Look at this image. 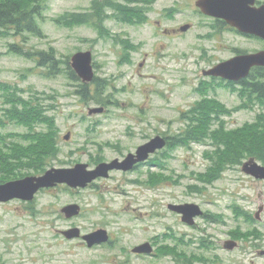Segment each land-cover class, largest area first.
Returning a JSON list of instances; mask_svg holds the SVG:
<instances>
[{
	"label": "rangeland",
	"instance_id": "1",
	"mask_svg": "<svg viewBox=\"0 0 264 264\" xmlns=\"http://www.w3.org/2000/svg\"><path fill=\"white\" fill-rule=\"evenodd\" d=\"M92 1L45 0L47 9L40 21L45 38L26 35L28 39L23 47L33 50L53 47L58 58L90 51L95 68H101L97 70L99 75L125 71L126 80L117 83L118 87L125 86L124 93L114 96L121 106L110 108L111 118L106 117V105L101 106V114L89 115L88 110L98 105L74 94L76 83L65 74L45 77L46 69L36 68L34 62L8 53L7 44H22L23 37L0 38V117L6 107L1 86H16L23 90L20 96L24 99L36 95L50 107L47 114L55 117L60 138L69 133L67 141L61 138L58 158L48 169L88 163L97 157L108 160L117 151L124 154L115 148L97 152L93 143L103 142L102 146L106 140L114 142L130 125L135 124L134 127L150 134H175L182 127L178 114L200 100L202 94L196 88L210 81L202 71L208 69L204 67L211 65L212 58L228 57L233 46L247 51L264 48L261 40L231 33L205 41L203 37L209 31L210 21L194 16L195 0H148L151 9L145 22L131 25L106 19L111 37L102 39L91 27L64 28L51 21L65 12H83ZM260 1L264 4V0ZM185 21L191 24L190 31L181 37L164 38L162 29ZM119 39L125 40L131 49L125 52ZM203 49L212 56L209 61L201 60ZM137 50L138 53L132 52ZM143 53L156 57H150L148 66L139 68ZM29 68L33 71L28 72ZM212 89L213 92L206 91L208 97L229 109L241 102L227 87ZM263 110L255 105L252 109L220 116L224 129L229 131L246 122L253 123L258 114L264 116ZM140 112L144 113L142 117L138 116ZM221 122H212L211 133ZM4 130L22 132L24 128L8 124ZM137 143V139L123 140L119 148ZM219 148L221 145L214 146L212 140L192 141L186 147L160 152V165L153 171L156 177L152 179L151 171L143 169L122 177L113 174L112 179L98 183L97 188L65 190L60 185L42 190L31 202L32 208L17 200L0 204V264H264V257L259 256L264 250V180L242 172V164L249 159L264 164L244 154L213 182L200 181V173L210 167L204 153L217 150L215 159H219ZM130 176L137 177V182L131 183ZM186 203L200 205L207 218H198L196 224L186 226L167 209L168 204ZM69 204L78 205L80 213L66 219L60 210ZM259 207L262 209L256 219L254 214ZM72 225L81 234L105 229L113 243L89 248L81 239L67 240L60 232L73 228ZM151 237H156L158 251L170 247L171 253L185 256V261L176 260L173 255L137 257L131 253L133 246ZM225 240L236 241L238 247L233 251L223 250Z\"/></svg>",
	"mask_w": 264,
	"mask_h": 264
},
{
	"label": "trees",
	"instance_id": "2",
	"mask_svg": "<svg viewBox=\"0 0 264 264\" xmlns=\"http://www.w3.org/2000/svg\"><path fill=\"white\" fill-rule=\"evenodd\" d=\"M148 0H93L91 6L83 12H65L51 19L55 25L64 28L76 26H88L97 31L99 38L111 37L106 28V19H114L125 24H142L145 22L151 9ZM47 9L45 0H0V38L23 37L22 44H7L8 53L24 57L35 63L36 68L46 69L45 77L56 76L64 73L71 81H78L77 76L69 66V57L58 58L56 50L49 47L46 50L25 49L23 45L27 41L26 35L35 38H45L40 21ZM118 43L127 52L131 49L125 40L119 39ZM28 72L33 71L29 68ZM212 80L216 81L215 78ZM224 85L202 82L200 88H196L202 94L200 100L188 110L195 113V118L188 120L187 128L173 135H168L166 148L161 153L168 152L171 147H186L192 141L207 142L212 140L214 146L219 148V159H215L216 152L204 153L208 158L210 167L204 173H200V181L211 183L221 173L230 168L248 154L264 164V116L258 114L253 123L246 122L233 130H225L223 118L220 114H231L242 109H252L259 105L264 109V68L255 67L249 75L237 83L224 82ZM227 87L235 92L240 104L229 109L215 98H209L206 92L211 87ZM4 90V105L0 117V183L19 179L27 175L42 174L53 160L58 158L60 148L59 131L53 115L47 114L49 106L42 103L38 96L24 99L20 96L21 90L16 86L2 85ZM76 94L82 100L96 105L104 106L102 99L103 84L97 82L95 91L91 95L87 91V84H78ZM204 91L203 93H201ZM264 111V110H263ZM213 121L221 122V125L211 133ZM8 124H14L24 128L22 132L6 131ZM238 160V161H237ZM160 165V163H159ZM165 181V180H164ZM67 190V188H65ZM201 190L198 189V192ZM32 208L33 203L27 204ZM171 239L173 236L170 234ZM172 248L160 249L158 256L173 255L174 259L185 261V256L171 253Z\"/></svg>",
	"mask_w": 264,
	"mask_h": 264
},
{
	"label": "water",
	"instance_id": "3",
	"mask_svg": "<svg viewBox=\"0 0 264 264\" xmlns=\"http://www.w3.org/2000/svg\"><path fill=\"white\" fill-rule=\"evenodd\" d=\"M255 3L256 0H196L195 6L205 16L222 20L239 33L264 41V5L256 7ZM188 27L187 25L181 27V31H186ZM70 67L83 82L91 81L93 78L91 52L73 54L70 58ZM255 67L264 68V49L217 63L204 70L202 75L237 83L246 78ZM102 111L103 108H93L89 110V114ZM64 139L68 140V135H65ZM165 145L166 140L157 136L138 147L135 154H129L123 160L114 159L108 163L103 162L93 169H89L86 163H77L65 168L53 167L39 176H26L2 183L0 184V202L13 199L31 202L40 190L51 189L58 185H66L70 189H84L97 178L108 177L110 171H130L135 164L146 161L150 154L161 150ZM242 172L257 180H264V166L252 159L242 165ZM168 209L181 215V221L189 226L194 225V218L202 214L195 204H169ZM60 211L65 218L70 219L79 215L80 207L69 204ZM60 233L68 240L81 237L89 248L105 244L109 239L105 229H97L82 236L78 228H71ZM236 247L238 245L235 241L227 240L223 243V248L228 251ZM131 252L138 255H150L153 249L148 242H145L135 246ZM259 256H264V250L259 252Z\"/></svg>",
	"mask_w": 264,
	"mask_h": 264
},
{
	"label": "flooded vegetation",
	"instance_id": "4",
	"mask_svg": "<svg viewBox=\"0 0 264 264\" xmlns=\"http://www.w3.org/2000/svg\"><path fill=\"white\" fill-rule=\"evenodd\" d=\"M195 2H196V0L194 1V6H195ZM262 4H263L262 1L256 0V6L257 7H259ZM192 11H193L194 16L200 17V18H203V19H206V20L210 21L209 25L207 26L209 31H207L205 33L204 37H203L205 39V41H208L210 39H213L214 37H218V36H220L222 34H226V33H231V34H234L235 36H242L244 38H254V37H251V36H246L244 34L242 35V34L238 33L235 29L229 27L222 20L214 19V18L205 16L204 14H202L200 12V10L196 6H195V9H193ZM176 12L181 13L182 11L178 10ZM186 15L189 16L188 14H186ZM185 25L189 26V29L186 30V31H190L191 24L186 22V21L183 22V23H180L179 25L171 27L170 29H162L161 31L163 32V36L166 39H168V38L172 39V38H176V37H181V36L186 34V31H184V32L181 31V27H183ZM231 48H232V50H231V53H230V55L228 57L223 58V59L219 58L217 60L214 59V58L211 59L212 56L208 55L209 51L207 52V51H205L203 49V51H202V53L200 55L201 60L206 62V61H209V59H211V65L206 66L204 68H211L217 63L226 61V60H228V59H230L232 57L238 56V55H242V54H246V53H254V52L259 51V50L247 51L246 49H241V48L234 47V46L231 47ZM132 52L138 53L139 50L132 51ZM150 57H156V55H153L151 53H143V54H141L142 62L139 63V68H143V67L148 66L147 63H148ZM123 64H126V65L130 66L132 63L131 64L123 63ZM123 64H121V65H123ZM99 69H101V68H93L94 75H93V79L91 80V82H89V84L82 82V80L76 75L77 78H78V81L76 82V84H87V87H86L87 91H88V93H90L92 95L94 93V91H95V87H96L97 82L102 83L103 86H104L103 87V91H102V99H103V102L106 105V117H110L111 118V117H113V114L111 113L110 108H115V106H118V107L121 106L119 104L118 100L114 96L117 95V94H123L124 93L125 86L121 85V86L118 87L117 83L120 80H126V72L125 71H118V72H115V73L106 74V76H101V75L98 74V71H97ZM139 76L140 77H144V75L141 74V73H140ZM132 78H133V74H132ZM206 78H208L210 80L209 82L206 81L209 84L215 85L216 83H218V84L224 85V83L221 81L222 79H220V78H215L216 81L212 80L213 78H211V77H206ZM224 82H226V81H224ZM155 92H157V91H155ZM207 92L208 93L209 92H213L212 87L210 89H208ZM74 94H76V93H74ZM77 96L79 97V95H77ZM195 102L196 101L192 102V104L188 108H186L185 111H181L178 114V119H179V121H181L182 127L177 132H180V131H183L184 129H186L187 126H188L186 122L188 120H190V119H194L195 118V115H196L195 113L188 112V110H190V108L192 107V105H194ZM142 113L143 112H140V114H138V116L140 117V115H141V117H142ZM133 119H135V116H133ZM134 126H135V124L133 126L132 125L128 126L129 128H128L127 132L125 131L123 134H119V137L114 142L111 141V140H106V143H104L102 146H100V144L103 143V142H94L93 145L96 147L97 152L100 151V149H112V148H115V149L119 150L121 153L124 152V154L120 155L118 153V151H117L116 156H114L113 158L108 159V160L106 159V157H101V158L97 157V158L93 159L92 161H90L91 163L90 162L86 163L88 165V168L89 169H93L100 163H103V162L108 163V162H110V161H112L114 159L123 160L127 155L135 154V152H136L138 147H140L141 145L147 143L152 138L157 137V136H161V137L165 138L167 143L171 142V141L167 140V138L169 137L167 135H163V134L159 135L157 132L150 134V133H147V132L143 131L142 128L134 127ZM66 134L69 135V133H66ZM61 138L64 140V135L61 136ZM61 138L59 136L58 145L60 143ZM134 139L138 140L137 144L125 145V147H127V146H129V147L125 148V149L123 148L122 150H120L119 145H123L122 144L123 140L131 142ZM100 147H102V148H100ZM171 148H173V147H171ZM159 153H160V151L156 150L154 153L149 155V158H148L147 161H145L143 163L140 162V163L135 164L130 171H127V172L116 171V170L110 171L108 177H106V178H98L92 184H90L88 187L97 188L98 187V183H104L107 180L112 179L113 178V174H120V176L122 177V176L135 174L137 172H141L143 169H145L146 171H151L150 179H152V178L156 177V176L153 175V171L154 170L157 171L158 166H159L158 165ZM91 158H92V156H91ZM129 181L131 183H136L137 182V177H132L131 178V176H130L129 177ZM152 181H154V180H152ZM146 189H148V188H146ZM9 202H11V201H9ZM9 202H6V203H9ZM0 204H5V203H0ZM199 207H200V205H199ZM167 209H168V205H167ZM261 209H262V207H259L258 210L255 212L254 216H255L256 219L258 218V212ZM168 211L171 212L175 217L178 216V218L181 221V216L179 214H177V213H175L173 211H170L169 209H168ZM206 214H207L206 212H203V214L200 217H198V218L199 219L207 218ZM138 216L141 217V214H138ZM134 218H136V217H134ZM198 218H196V219H198ZM73 225H72V227H73ZM108 235H109V241L106 243V246H109V245H111L113 243L112 236L109 233H108ZM144 242H149L153 248L156 247L155 246L156 237H151L147 241H144ZM135 246H137V245H135ZM135 246H133L131 248V250ZM132 254L137 256V257L143 256V255H138V254H134V253H132Z\"/></svg>",
	"mask_w": 264,
	"mask_h": 264
}]
</instances>
